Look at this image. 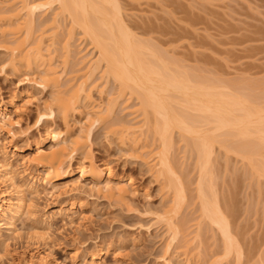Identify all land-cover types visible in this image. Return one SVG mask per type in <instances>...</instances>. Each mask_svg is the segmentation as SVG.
Wrapping results in <instances>:
<instances>
[{
	"label": "rangeland",
	"instance_id": "1",
	"mask_svg": "<svg viewBox=\"0 0 264 264\" xmlns=\"http://www.w3.org/2000/svg\"><path fill=\"white\" fill-rule=\"evenodd\" d=\"M16 1L0 0V14H8L11 9L18 8ZM47 2L34 0L44 8L49 5ZM115 2L132 35L141 38L146 45L148 43L166 64L170 61L168 66L172 63L169 66L172 71L182 73L193 83L213 85L217 92H231L237 97L241 94V98L249 103L252 100V105L262 104L257 106L264 107V0ZM50 5L49 9H42L34 15V35L30 36L29 43L41 40L42 47L50 50V53L49 50L46 52L61 73L62 89L91 74L86 91L89 95L85 93L81 100L82 112L70 118L71 133L77 135L84 131L91 123L88 122L90 118L96 116V106L105 111L111 104L112 111L106 123L95 124L97 127L92 128L93 137L89 145L99 166L108 164L116 178L129 180L130 183L127 182L128 193L123 201L116 197L107 198L103 192L93 189L89 181L76 182L78 191L62 194L58 198L48 195L44 185L41 186L43 180L36 175L37 167L30 159L39 147L49 149L55 146L52 141L41 146L47 137L46 127L35 128L36 111L42 109L45 102L51 101L54 89L41 90L34 85L33 79L39 74L38 64H33L28 72L22 69L20 73H15L6 68V71L0 72V116L8 121L0 129V163L8 162L13 167L16 184L11 186L0 181V204L6 206L15 199L16 190H23L26 206L13 221V226L8 224L11 218L8 212L0 215V264H44L39 256L45 252L62 264H166L165 259H170V264H233L234 255L225 257L224 251L219 248L222 236L216 226L202 215V205L215 200V196L223 211L236 212L238 225H235L243 231V235L238 237L244 238L243 243L247 245L243 244V248L259 242L256 243L261 248L259 252L256 249L255 253L245 254L243 264H264L263 255L260 257V250L264 252V243L257 241L259 236L256 237L264 234V176L258 175L254 166H263L264 169L263 142L258 145L254 139L250 138L252 142L248 139L251 142L249 145H254L251 147L253 150L248 147L252 158L259 153L260 156L245 159L238 155V147L243 145L233 133H213L212 125L200 119L204 118L202 114L195 110L189 112L174 102L172 106L177 109L173 108L186 117L188 126L217 137L215 142L211 140L214 143L210 141L212 146L204 149L199 143L195 144V141L199 142L196 140L197 133L177 128L170 130L165 146L166 156L176 171L175 175L177 173L176 177L182 181L186 199L181 202L183 205L180 204L179 213L174 214L175 227L178 226L179 232L172 239V230L158 218L174 193L170 190L173 184L169 181L170 177L157 172L159 167L156 165V169L153 165L156 159L148 157L162 147L161 139L155 138L158 136L154 133L155 123L150 121V125L151 114H147L146 120L140 96L129 92L119 94L118 83L109 72H105L104 62H97L98 49L91 38L71 23L69 16H63L55 2ZM23 17L25 13H22L21 21ZM5 23L0 22V68L7 57L4 40L26 36L25 30L18 36L2 35ZM144 119L145 125L148 121L150 126H144L145 131L141 128L144 133L137 137L138 142L132 141V137L120 140L106 128L111 124L116 127L129 124L140 128ZM10 128L16 133L15 137L8 134ZM145 143L147 145L143 147ZM142 151L147 153L142 156ZM205 151L210 154L204 173L203 162L208 155ZM156 154L153 156L156 157ZM77 164L74 162L71 169L75 173H78ZM59 186L63 188V184ZM199 189L208 191L203 195L205 198L200 197ZM1 194H5L2 199ZM207 196L210 198L207 199ZM249 238L254 239L250 241ZM245 239L250 242L246 243Z\"/></svg>",
	"mask_w": 264,
	"mask_h": 264
},
{
	"label": "bare ground",
	"instance_id": "2",
	"mask_svg": "<svg viewBox=\"0 0 264 264\" xmlns=\"http://www.w3.org/2000/svg\"><path fill=\"white\" fill-rule=\"evenodd\" d=\"M115 1L48 0L47 3L49 5L44 8L43 5L34 3V0H17L15 3H19L18 8H15L13 11H11V9L8 14H0V22H6L1 31L2 35H7L6 33H8V35L12 34L13 36H18L23 32V30H25L26 36L21 39L15 37L13 39L4 40L6 42H4L3 48L7 51V57L5 59V63L3 62L4 64L1 65L0 72L6 71V68L15 73H20L22 69H25L28 72L33 67V64H38L39 66L37 67H39V74L36 76L37 78L33 79V82L35 83L34 85H37V87L41 90H47L48 88L54 89L53 96L50 99L51 101L45 102V106L43 104L44 107L42 109L39 108L36 111L37 115L35 118V128L37 126L41 128L46 127L45 131L47 137L44 138L41 146L50 141L55 142V146L49 149L39 147L35 155L32 159H30L37 167L36 175L40 178V180H43L41 181L44 184H41V186L44 185V191H46L51 197L58 198L62 194L66 195L72 191H78L79 188L75 185L76 182L89 181V184L93 189L97 192H103L107 198L113 199L116 197L118 200L123 201L128 193L127 184L130 183L129 180L123 181V179L121 180L116 178L111 172L108 164L99 166L95 162L94 155L92 154L91 147L89 145L92 141L91 137H93L92 128L97 127L94 126L95 124L99 125L103 123L101 125H104V123H106L108 115L112 111V107H110L111 104L105 111L99 109L98 106H93L95 107L94 112L96 114L94 119H92V117L90 118L91 120L88 122L91 123H88L89 125L87 124L88 126L84 129V131H81L77 135H72L69 127L70 118L74 114L82 112L80 107L81 100L84 98L83 96L85 93H87L86 91L89 85L88 78L91 74L89 73L88 77L75 82V84L72 83L70 86L68 84L62 89L60 84V79L62 77L61 73L57 71L58 68L54 67L56 65L52 62V58L48 57L50 55V50L47 49L49 50V53H47L48 51L42 47V42H40L41 40L35 41L34 43L30 41L31 43H29V40H31L30 36L34 35V15L36 12L42 11V9H49V7H51L50 4L55 2L62 15L64 14L63 16H69L71 18V23L77 25L85 35L91 38L95 47L98 49L97 62H104L105 72H109L108 74L118 83L119 94L121 93L124 95L125 92H129V94H136L138 97L140 96L139 99L141 100L142 114L145 116L146 120H148L147 114H151L152 119H149V122L153 121L155 123L154 133L155 136L158 135L159 137H154L159 138V140L161 139L160 141L162 147L160 151L158 150L159 152L151 150L154 155L157 152L156 157L153 156L152 153H148V155L150 154L148 157H150V160L156 159L154 160L156 162H153V165L155 164V168L156 165L159 167L158 169L156 168L159 170L157 172H160L161 175L163 173L167 174L170 177L169 181L173 183L170 190H173L172 193H174L172 194L174 196L171 197V202L165 209L164 213L159 215L158 218L163 220L167 227L172 230V239H175L179 230L177 231L178 226L175 227L176 220H174V214L176 213L177 215L179 213L178 210L181 208L180 204L184 203L186 199L183 194L184 186L181 183L182 181L179 179L180 177H176L177 173L175 175L176 171L173 166H171V163H169L170 159L167 158L168 155L166 156L165 146H167L166 144H168L169 141L168 139L170 136L168 137V135H170V130L177 128L179 130H183V132L197 133L196 140L198 139L199 142L195 141V144L199 143L200 148L202 146L204 149H206L205 147L209 148L208 145L212 146L210 145V141L212 139L213 141L216 140L215 138L217 136L210 134V137L205 132V135H203V131L200 130L199 132L197 127L188 126L186 124V117L184 118L181 113H177L179 112L178 110H175L177 108L172 106L174 102H178L177 104L180 105L179 107L183 106V109L187 111L192 110L194 112L195 110L197 113H200V115L202 114L204 118L200 117V119L202 118L204 120L203 122L212 125L211 129L213 130V133H217V131L218 133H229L231 135L233 133L235 138L239 142L243 143H240L243 147H238L240 150L238 155L240 154V156H244L245 159H250L251 157V160L254 158L256 159L258 155L260 156V153L258 155L256 153L257 156L255 155L256 157L252 158L253 154L250 152L251 150L249 151V149H252L251 147L254 145H252L253 143L250 144L251 146L249 145V143L252 142L250 138L254 139L253 141H257L258 145L261 144L260 142H263L261 146L264 147V107H258L262 104H257L258 106L252 105V100L250 101V104L246 99L241 98V92H237V94H240V97H237L236 95L235 97L233 94H230L231 92H217L213 88L212 84V87H210L200 83H193L188 78H185L182 73L172 71L173 68L171 70L169 67L172 63L168 66L170 61L166 64V62H164V60L160 57L161 55L156 56L157 52L155 54V51L151 50L148 43L146 45L142 42L143 40H140L141 38L137 39V37L132 35L131 31L128 30L127 25L125 26L119 11L120 7L116 5L117 3ZM22 13L23 15L25 13L23 21H21ZM54 20H57L56 17H54ZM27 43L29 44L27 45ZM181 109L179 110L182 114H184ZM56 117H58V119H56ZM7 122L8 121L5 117L1 115L0 129H2ZM147 122L148 121H146V125L148 126L149 124H147ZM143 123L139 125L140 128L135 126L133 128V126H128L129 124L121 125L119 123L118 127L111 124L107 125L106 128L108 132L116 135L120 140L124 141L127 138L132 137V141L138 142V136H141L142 132L145 131V119ZM198 123L199 122H197V124ZM141 128L144 129L142 132ZM23 133H25V130ZM8 134L11 137L16 136V133H14L11 128L8 130ZM248 139L251 140V142H248ZM146 145L147 144L145 143L143 147ZM197 148L200 150L199 146ZM237 150L235 149V151H233L237 153L239 151ZM145 153L147 152H140L142 156ZM206 153L208 154V152ZM250 153L252 154L251 156H249ZM209 154L206 156L207 158L204 160L205 162H203V169L208 166ZM141 155L139 156L141 157ZM262 158H264V156ZM74 162L78 163L75 165V167L78 168V173L71 170ZM254 166H256L257 172L254 167L253 170L255 169L254 171L258 173V175L264 176L263 166ZM203 172L205 173V169ZM77 174L78 178L76 180L75 177ZM206 175H208V173H206ZM208 178L209 177L207 176L206 179ZM0 181L8 183L11 186H15L16 184L14 169L8 162H4L0 166ZM60 184H63V186H61L63 188H59ZM203 187L205 189L204 185ZM58 188L59 191L57 190ZM209 188L212 189L211 186H209ZM209 188L207 187L206 189L209 190ZM205 191L207 190L203 191V189H199V195L202 199L203 197L205 198V196H203ZM211 192H213V190ZM4 195L5 194H1V199ZM214 195H212V197ZM24 197L23 190H16V197L13 201L9 202L6 206L0 204V215L6 212L11 215L10 222L8 223L9 225L13 224L15 218L26 206ZM215 197H213V199L216 200ZM206 198L208 199L210 197L207 196ZM215 200H211L212 202L207 200L209 203L205 201L207 204L204 206L202 205V215H204L205 219L208 218V221L213 224V226L215 225V228H217L221 234L222 244L219 245V248L224 251V254L226 255L225 257L234 255V263L243 264L242 261L244 260V257H246L245 254H252L253 251V253H255L256 249L259 252L258 249L261 248L259 246L258 248L256 244L259 242H253L254 245L252 247L250 246V243V245L248 244L250 248L248 246V248L246 247L247 249H244L243 244L246 245L243 243L244 238L240 239V237H238L243 235V231H240L235 225L237 224V219L235 218L237 215L236 212L233 210V212H228V210L226 211L225 209L223 211V208H220L221 206L218 204V201ZM9 230H11V228ZM263 235L260 237L261 235L258 234L256 236H259L257 238L258 240L256 238L255 240L264 243ZM260 238L263 241L260 240ZM246 241L247 240L245 239V242ZM260 251L262 253L260 257L262 255V257H264V252H262V250ZM101 253L105 252L102 251ZM186 255L188 256L187 253ZM39 260L44 264H62L58 259L50 258L48 252L40 255ZM164 261H166V264L171 263L170 259H165Z\"/></svg>",
	"mask_w": 264,
	"mask_h": 264
}]
</instances>
